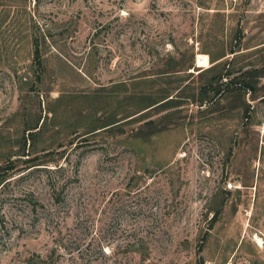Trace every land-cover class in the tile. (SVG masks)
<instances>
[{"label": "rangeland", "instance_id": "374dc122", "mask_svg": "<svg viewBox=\"0 0 264 264\" xmlns=\"http://www.w3.org/2000/svg\"><path fill=\"white\" fill-rule=\"evenodd\" d=\"M0 264H264V0H0Z\"/></svg>", "mask_w": 264, "mask_h": 264}, {"label": "trees", "instance_id": "16d2710c", "mask_svg": "<svg viewBox=\"0 0 264 264\" xmlns=\"http://www.w3.org/2000/svg\"><path fill=\"white\" fill-rule=\"evenodd\" d=\"M232 52H234V51H231V53ZM33 61H34V64H35V66L39 69V71L41 70V67H42V61H41V58H40V55H39V50H38V45H37V43H34V51H33ZM228 75V74H227ZM221 77H216V79L214 78L212 81H210L209 82V84H208V86H212L214 83V81L215 80H219ZM35 80L37 81V82H40L41 81V75H40V72L36 75V77H35ZM232 82V81H231ZM227 84H229V83H226V85ZM218 92V91H217ZM245 115H246V113H245ZM34 159L35 158H28L27 160H26V162H33L34 161ZM7 167H10V165L9 166H7ZM59 168H61V167H59ZM3 169V168H2Z\"/></svg>", "mask_w": 264, "mask_h": 264}, {"label": "bare ground", "instance_id": "6f19581e", "mask_svg": "<svg viewBox=\"0 0 264 264\" xmlns=\"http://www.w3.org/2000/svg\"><path fill=\"white\" fill-rule=\"evenodd\" d=\"M207 60H208V59H207L206 56H198V63H199L200 65L207 64V63H208Z\"/></svg>", "mask_w": 264, "mask_h": 264}]
</instances>
